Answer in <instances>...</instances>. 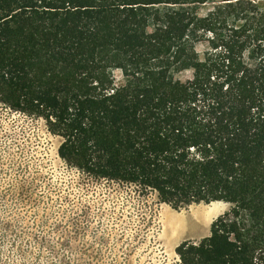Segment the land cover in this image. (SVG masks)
<instances>
[{"label": "trees", "instance_id": "1", "mask_svg": "<svg viewBox=\"0 0 264 264\" xmlns=\"http://www.w3.org/2000/svg\"><path fill=\"white\" fill-rule=\"evenodd\" d=\"M258 2L0 0V104L42 119L60 158L95 180L178 211L230 204L176 248L181 264H264Z\"/></svg>", "mask_w": 264, "mask_h": 264}, {"label": "rangeland", "instance_id": "2", "mask_svg": "<svg viewBox=\"0 0 264 264\" xmlns=\"http://www.w3.org/2000/svg\"><path fill=\"white\" fill-rule=\"evenodd\" d=\"M61 143L42 119L0 104V264H181L176 248L209 236L230 209L213 202L178 211L135 185L95 180L60 158ZM174 219L185 223L178 241L165 228Z\"/></svg>", "mask_w": 264, "mask_h": 264}, {"label": "bare ground", "instance_id": "3", "mask_svg": "<svg viewBox=\"0 0 264 264\" xmlns=\"http://www.w3.org/2000/svg\"><path fill=\"white\" fill-rule=\"evenodd\" d=\"M184 227L185 223L177 219L172 220L169 225L165 226L167 233L172 237L173 241H178L184 236ZM203 228L205 227L203 226Z\"/></svg>", "mask_w": 264, "mask_h": 264}]
</instances>
